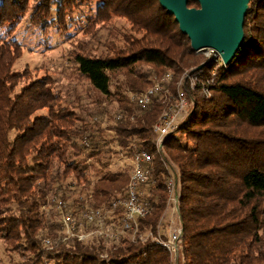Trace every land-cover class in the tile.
I'll return each instance as SVG.
<instances>
[{"label": "trees", "instance_id": "trees-1", "mask_svg": "<svg viewBox=\"0 0 264 264\" xmlns=\"http://www.w3.org/2000/svg\"><path fill=\"white\" fill-rule=\"evenodd\" d=\"M29 1L0 0V241L19 254L8 264H264V0H251L244 45L227 68L200 63L159 0H97L86 31L119 17L135 34L110 33L98 50H78L67 75L75 88L65 94L49 79L17 88L11 70L18 42L9 33ZM73 1L40 0L32 19L44 29L51 19L64 20ZM189 6L200 7L193 0ZM201 64L196 91L184 88L192 115L163 144L181 186L182 251L175 260L154 240L168 228V173L154 127L175 106L179 78L196 75ZM168 72L171 91L141 107L133 96ZM134 149L154 155L156 180L152 210L137 233L119 241L66 239L64 215L88 231L94 226L86 212L124 198L129 172L108 167L114 155Z\"/></svg>", "mask_w": 264, "mask_h": 264}, {"label": "built area", "instance_id": "built-area-1", "mask_svg": "<svg viewBox=\"0 0 264 264\" xmlns=\"http://www.w3.org/2000/svg\"><path fill=\"white\" fill-rule=\"evenodd\" d=\"M201 52L209 54V60L212 59L217 62L218 66H224V68L228 67V65L224 64L218 52L212 49H207ZM191 72L194 73V71ZM215 75L216 72L214 71L213 76L215 77ZM170 79L171 75L169 74L164 78L166 82H169ZM199 81L198 75H191L189 72L183 74L182 82L179 83L180 87L177 92V102L175 106L166 110L154 127V132L156 133V139L154 142L156 154H159L162 157L161 162L168 173L166 181L168 198L164 219L166 217L169 218L167 221V233H165L164 236L159 234L154 240L162 245L175 260L182 251L181 223L179 227L176 226L175 219L173 218L174 215H178L179 218L181 186L178 170L172 164H169L165 158L163 144L165 139L178 129L179 121L182 120V113L193 106L192 103L188 102L184 92L186 83L191 87L190 89H194L197 88ZM203 92L206 96L211 97V94L205 87H203ZM161 93H168V90L164 84L158 82L152 85L148 90L133 96V98L141 107L145 108L150 104L152 99ZM121 155L126 156L131 169L129 183L124 198L114 201L108 209H98L86 212L84 214L86 222L94 226L88 231L78 223L73 215H64L61 222L63 234L66 239L76 237L81 241H86L93 238H105L119 241L121 237L130 233H134L135 235L138 231L139 220L146 217L151 212L152 206L149 201L150 188L155 187L156 185V180L150 169V165L154 160V155L149 151L138 149H134L129 156ZM119 208H121V212L117 213ZM45 244L50 246L51 241L45 240Z\"/></svg>", "mask_w": 264, "mask_h": 264}, {"label": "rangeland", "instance_id": "rangeland-1", "mask_svg": "<svg viewBox=\"0 0 264 264\" xmlns=\"http://www.w3.org/2000/svg\"><path fill=\"white\" fill-rule=\"evenodd\" d=\"M39 1L40 0L29 1L28 10L23 21L16 26L15 30L9 33V37L12 38L11 40L16 39L15 41L18 42V51L16 55L14 54L16 58L14 59L11 70L12 73L18 74L19 76V78H17L19 84L17 86L18 90L21 89L23 85L32 81L49 79L52 81L51 87L54 90L65 94L67 89L75 88L76 81H73L69 78L70 76L67 77V75L74 72L69 58L77 53L78 50L86 47H88V50H91V48L95 46L98 50L100 42L103 43L110 33L135 34L128 20L119 17H113L106 23L99 22L86 31L91 22L93 23L95 20L97 0H84L81 2L74 0L71 7L65 12L67 14L64 20L51 19L49 20L51 24L48 27L44 29L40 28L36 25L37 19H34V17L32 19L34 10L39 5ZM189 7L197 8L196 6ZM64 21L65 23L67 21V27H64ZM95 40H97V42ZM209 56L210 55L206 52L197 53V58L200 63L211 62L218 68V63L212 59L209 60ZM203 64L200 66H203ZM198 67L194 69V71H196L195 74L198 75L200 80L198 83H200L203 74L202 69H198ZM217 68H215V71ZM168 74L171 75L169 82L164 80L166 77V75H164L155 80V83L159 82L164 84L168 92H170L172 73L168 72L167 75ZM182 76L178 80L177 89L180 87L179 83L182 82ZM190 81L193 82L192 80ZM185 86H187L191 92L196 91V88L190 89L191 87L187 83ZM176 92H178V90ZM184 92L188 99V93L186 91ZM188 102L190 101L188 100ZM187 111L185 110L182 113V120L179 121V125L191 117L193 106ZM108 169L113 172L128 171L129 174L131 172L126 156L119 155V153L114 155L112 164H110ZM173 218L175 219L176 226L179 227L180 221L178 215H174ZM168 220L169 218L166 217L165 221L167 222ZM162 232L163 231H159V234ZM165 233H167V230ZM18 259L19 254L15 251L7 250L4 243L0 241V264H8L11 260L15 261Z\"/></svg>", "mask_w": 264, "mask_h": 264}, {"label": "water", "instance_id": "water-1", "mask_svg": "<svg viewBox=\"0 0 264 264\" xmlns=\"http://www.w3.org/2000/svg\"><path fill=\"white\" fill-rule=\"evenodd\" d=\"M159 0L161 7L174 16L182 34L191 41L196 53L212 49L225 65H231L245 42V20L251 0ZM202 66H199L200 69Z\"/></svg>", "mask_w": 264, "mask_h": 264}]
</instances>
